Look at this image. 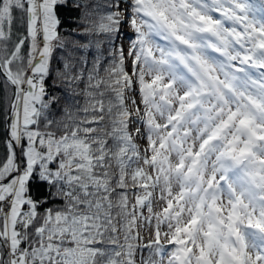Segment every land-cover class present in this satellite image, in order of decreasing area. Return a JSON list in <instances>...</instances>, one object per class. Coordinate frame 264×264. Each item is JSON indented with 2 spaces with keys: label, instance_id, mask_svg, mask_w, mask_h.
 Segmentation results:
<instances>
[{
  "label": "snow or ice",
  "instance_id": "obj_1",
  "mask_svg": "<svg viewBox=\"0 0 264 264\" xmlns=\"http://www.w3.org/2000/svg\"><path fill=\"white\" fill-rule=\"evenodd\" d=\"M0 112V264H264V0H0Z\"/></svg>",
  "mask_w": 264,
  "mask_h": 264
},
{
  "label": "trees",
  "instance_id": "obj_2",
  "mask_svg": "<svg viewBox=\"0 0 264 264\" xmlns=\"http://www.w3.org/2000/svg\"><path fill=\"white\" fill-rule=\"evenodd\" d=\"M60 12H61V18H62V20L64 22L63 23V26L65 28H69V29L72 28V27H74V24L71 23V19L73 17L77 16L78 13L75 12V11H72L70 8H68V9H62V10H60ZM129 30H130V32H132L131 28ZM126 38L128 39L127 36H125L123 39H126ZM89 59H91L90 56H89ZM2 119H3L2 112H0V121H2ZM0 128H2V123H0ZM2 150H3L2 133H0V151H2ZM40 194L41 195L43 194V188H42V186L40 188Z\"/></svg>",
  "mask_w": 264,
  "mask_h": 264
},
{
  "label": "rangeland",
  "instance_id": "obj_3",
  "mask_svg": "<svg viewBox=\"0 0 264 264\" xmlns=\"http://www.w3.org/2000/svg\"><path fill=\"white\" fill-rule=\"evenodd\" d=\"M129 29H130L129 27L125 26V27L123 28V31H124L125 33H127L128 35H132L133 33L130 32ZM123 43H124L125 48H127V45H128V39H127V38H126V39H123Z\"/></svg>",
  "mask_w": 264,
  "mask_h": 264
}]
</instances>
